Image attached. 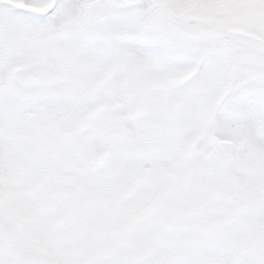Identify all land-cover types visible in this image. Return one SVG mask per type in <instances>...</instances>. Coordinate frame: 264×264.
I'll return each mask as SVG.
<instances>
[{"label":"snow or ice","instance_id":"1","mask_svg":"<svg viewBox=\"0 0 264 264\" xmlns=\"http://www.w3.org/2000/svg\"><path fill=\"white\" fill-rule=\"evenodd\" d=\"M0 264H264V0H0Z\"/></svg>","mask_w":264,"mask_h":264}]
</instances>
